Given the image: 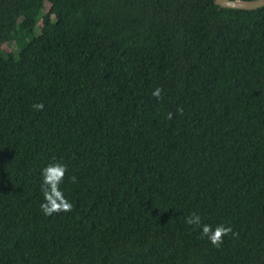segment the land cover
Masks as SVG:
<instances>
[{"label": "trees", "instance_id": "16d2710c", "mask_svg": "<svg viewBox=\"0 0 264 264\" xmlns=\"http://www.w3.org/2000/svg\"><path fill=\"white\" fill-rule=\"evenodd\" d=\"M0 264H264V7L0 0Z\"/></svg>", "mask_w": 264, "mask_h": 264}, {"label": "clouds", "instance_id": "9594fccd", "mask_svg": "<svg viewBox=\"0 0 264 264\" xmlns=\"http://www.w3.org/2000/svg\"><path fill=\"white\" fill-rule=\"evenodd\" d=\"M160 93L161 90L156 89L152 95L155 98L160 99ZM32 107L36 111H41L43 110L44 105L42 102H39L33 104ZM66 172V165L59 162L48 164L41 170V192L43 202L40 204V210L43 215L51 216L53 214L72 211L73 205L65 198L64 193L60 190V185L64 180ZM70 181L76 183V177H70ZM185 223L200 229L201 238L206 237L210 244L217 248L221 246L225 236L230 233L235 235L231 227L217 225L213 229L211 225L203 224L201 216L196 212L190 213L186 218Z\"/></svg>", "mask_w": 264, "mask_h": 264}, {"label": "water", "instance_id": "95a60500", "mask_svg": "<svg viewBox=\"0 0 264 264\" xmlns=\"http://www.w3.org/2000/svg\"><path fill=\"white\" fill-rule=\"evenodd\" d=\"M221 9L256 10L264 7V0H215Z\"/></svg>", "mask_w": 264, "mask_h": 264}, {"label": "rangeland", "instance_id": "374dc122", "mask_svg": "<svg viewBox=\"0 0 264 264\" xmlns=\"http://www.w3.org/2000/svg\"><path fill=\"white\" fill-rule=\"evenodd\" d=\"M4 49H6L7 51H9L10 50L9 45L5 46Z\"/></svg>", "mask_w": 264, "mask_h": 264}]
</instances>
